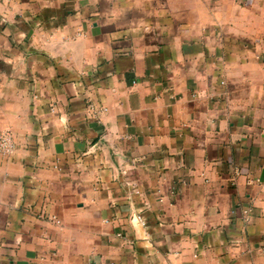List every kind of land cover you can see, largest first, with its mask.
<instances>
[{
    "label": "crops",
    "instance_id": "0c3cea01",
    "mask_svg": "<svg viewBox=\"0 0 264 264\" xmlns=\"http://www.w3.org/2000/svg\"><path fill=\"white\" fill-rule=\"evenodd\" d=\"M6 128L0 264H264V0H0Z\"/></svg>",
    "mask_w": 264,
    "mask_h": 264
},
{
    "label": "built area",
    "instance_id": "2783aa9c",
    "mask_svg": "<svg viewBox=\"0 0 264 264\" xmlns=\"http://www.w3.org/2000/svg\"><path fill=\"white\" fill-rule=\"evenodd\" d=\"M50 108L52 109L53 106H51ZM14 148H15V142H14L13 132L8 128L2 130L0 132V152L1 154L10 155L14 151ZM42 216H46V215L42 214ZM46 217H48L49 219H51V221L57 224L60 223V221L55 216L47 215Z\"/></svg>",
    "mask_w": 264,
    "mask_h": 264
}]
</instances>
